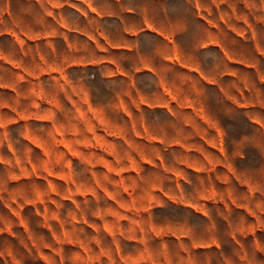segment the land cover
Segmentation results:
<instances>
[{
  "label": "rangeland",
  "instance_id": "rangeland-1",
  "mask_svg": "<svg viewBox=\"0 0 264 264\" xmlns=\"http://www.w3.org/2000/svg\"><path fill=\"white\" fill-rule=\"evenodd\" d=\"M87 2L61 9L66 26L104 28L117 69L96 39L68 35L69 54L60 37L0 38V264H264V0ZM140 16L174 40L124 38ZM209 33L235 60L219 83L249 109L163 61L225 69Z\"/></svg>",
  "mask_w": 264,
  "mask_h": 264
},
{
  "label": "crops",
  "instance_id": "crops-1",
  "mask_svg": "<svg viewBox=\"0 0 264 264\" xmlns=\"http://www.w3.org/2000/svg\"><path fill=\"white\" fill-rule=\"evenodd\" d=\"M75 0H0V38L6 37L11 38L13 40H17L19 50L22 49V41L27 40H52L57 37H60L64 42L67 49V52L73 53L74 46L73 43L70 42L68 39V35L77 36L78 38H81L83 41L85 40L86 43H89L90 40H98L103 41L102 46L100 43L98 44L97 51L100 55L103 56V59L99 60L98 64L102 63H112L115 68L117 69V62L113 59H109L105 57V53L107 52V41L112 40V37L107 34L104 28L98 27L96 31V35H90L88 31H83L82 29H73L68 28L66 25L68 23V20L66 19L65 15L62 14L61 9L64 7H70L73 8V3ZM81 1L86 4L88 9H91L89 2L87 0H76ZM106 2V0H103ZM114 4H117L119 0H107ZM87 14L92 12L95 14V17L99 21L103 19H111L114 18V14L101 11L100 7L98 9L88 10ZM79 13L82 17H86V13L82 10H79ZM197 20H204L207 21L208 19L206 17H201L199 15L194 16ZM31 23L34 25H40L37 26L33 32H29L26 30V28L23 27L24 24ZM48 25V27H46ZM147 34H154L158 37H160L163 40H174L173 35L169 33L168 31L161 30L159 28H155L153 23L149 20V18L145 16H140V23L139 26L135 30H127L126 28L123 29L121 32V35L124 38H129L131 40L134 39H141L142 36H145ZM109 44V43H108ZM206 45H213L215 48L220 52L221 59L223 61V64L225 65V69L220 70V72L215 71L213 74H209L202 65L195 64V65H189L187 64L182 58L181 53L178 51L173 50L172 55L167 54L162 57L163 61L168 63V59L172 57H176L177 62H174V60H170L172 63H177L178 67L180 68V71L183 74L193 73L199 79V82L202 85L208 86V87H215L217 91H219L223 98L227 101H229L231 104H234L239 109H249L250 105L249 102H244L243 100L237 101V98L235 99V96H229L227 95V92L225 90V87H223L219 80L226 77L233 76L232 72L230 71V68L235 65L234 58L231 57L230 53L227 49L222 47L220 43L217 41V39H214V37L211 36V33H209L208 41L205 43ZM219 46V48H217ZM124 45L119 46H110V49L113 51H119L122 50ZM201 48H205L202 46ZM109 49V50H110ZM132 50V49H131ZM2 57H4L3 52L0 50V62L4 63V60H1ZM65 66L67 67H73V66H87L90 64V61L84 60L83 56L77 60H74L73 58L68 59V56L66 57ZM236 63H239L237 61ZM4 65V64H2ZM242 66H247L248 64L241 63ZM229 68V69H228ZM135 73L139 72H151L156 73V70L154 67H152L149 64H142L141 66H136L132 70ZM161 87H168L169 85L166 84H160ZM11 88V85L8 83H4L3 81H0V94L9 96V89ZM247 89L244 87L237 88V96H240V99H243L244 96V90ZM200 110H202L200 108ZM0 112H6L9 113V102H0ZM195 118L198 119H214L213 117H208V115L205 114V112L202 110L200 112H195ZM213 129L216 134H219L221 128L217 124H213Z\"/></svg>",
  "mask_w": 264,
  "mask_h": 264
}]
</instances>
